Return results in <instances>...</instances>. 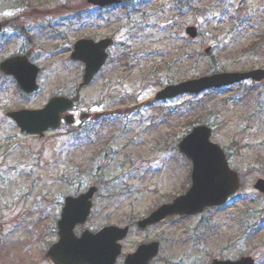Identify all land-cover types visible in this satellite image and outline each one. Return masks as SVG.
Masks as SVG:
<instances>
[{"label": "rangeland", "instance_id": "1", "mask_svg": "<svg viewBox=\"0 0 264 264\" xmlns=\"http://www.w3.org/2000/svg\"><path fill=\"white\" fill-rule=\"evenodd\" d=\"M0 21V61L23 54L39 68L32 95L0 73V264H51L44 255L54 242L55 204L73 185L100 187L93 229L142 216L159 196L184 191L190 165L177 142L197 124L211 127L240 188L220 208L155 227L159 258L209 264L249 255L264 264V196L253 190L264 180V81L154 99L169 84L264 69V0H131L100 11L86 0H0ZM189 26L197 39L185 35ZM106 37L115 41L106 65L78 91L83 65L69 58L74 41ZM250 43L257 47L246 51ZM54 95L74 97L76 112L107 115L77 134L63 128L41 139L5 119ZM201 222L200 242L193 241L190 229Z\"/></svg>", "mask_w": 264, "mask_h": 264}, {"label": "water", "instance_id": "2", "mask_svg": "<svg viewBox=\"0 0 264 264\" xmlns=\"http://www.w3.org/2000/svg\"><path fill=\"white\" fill-rule=\"evenodd\" d=\"M122 1L87 0V3L103 8L120 4ZM185 33L192 39L197 37V31L194 27L186 28ZM112 44L113 41L110 39H103L99 42L78 40L74 44L70 58L84 64V74L82 82L79 83V89L88 85L104 65L107 59L106 49ZM209 51L210 48L205 49V53ZM0 71L5 75L13 76L18 87L24 93L31 94L38 90L36 83L38 68L29 63L25 56H15L2 61ZM248 79L255 82L264 80V70L216 73L183 81L166 86L164 90H160L156 94L155 99H170L181 94H198L206 89L228 87ZM72 106V101L65 97H53L41 110H21L7 113L6 116L14 120L21 131L42 137L48 129L58 128L61 117L67 124L73 123L72 116H61ZM86 117V114L81 115V119ZM210 130L205 125L195 126L178 142L179 152L184 154L192 164L190 187L184 195L175 198L171 204L163 205L154 211L149 219L139 224L141 227L156 223L159 219L169 215H179L180 217L182 215H195L202 213L205 208L223 205L238 190L239 176L229 168L223 150L210 141ZM194 135L196 138L195 148L188 143L189 138ZM254 189L264 195L263 179L255 181ZM88 190L87 193L77 198L67 197L65 199L61 219L57 222L59 241L53 244L45 255L53 264H113L118 254V247H115L114 241L122 238L125 230L117 231L115 228H109L98 231L96 234L84 232L79 238H76L72 233L74 226L82 224L89 214L90 199L95 189L90 188ZM141 252L140 250L138 253ZM155 253L156 250L153 249L152 254L150 253L148 256L151 258ZM126 264H138V261L135 258L128 259ZM211 264H254V260L246 257L234 262L214 261Z\"/></svg>", "mask_w": 264, "mask_h": 264}, {"label": "flooded vegetation", "instance_id": "3", "mask_svg": "<svg viewBox=\"0 0 264 264\" xmlns=\"http://www.w3.org/2000/svg\"><path fill=\"white\" fill-rule=\"evenodd\" d=\"M88 113H89L90 117L84 121V124H86V125L90 124L92 126L96 125L99 120L105 118L107 115V113L104 112V114H102L98 119H93L94 115L98 114V112H96V111L90 112L89 111ZM81 128H82V126L80 124L73 126V134L78 133L81 130ZM97 170L100 171L99 168ZM73 187H74V190L72 192L73 194L71 195L73 197H76V196L86 192V189L80 190L81 189L80 186L76 187L75 185H73ZM99 190H100V187H97V192L93 196L92 208H91V210H89L90 215L87 218V221H85V223L81 226L76 225L73 229L74 234L76 236H79L80 232L83 230H85V231L89 230L92 233H95L96 231H98L100 229H103V228L107 229L110 226H115L118 229L125 228L124 237L118 239V241H114L115 247H117V245H119L118 255L115 258V261L113 262L114 264H125L127 259L130 257H133V256L138 261V264H140V263L142 264V262H146V261H147V264H168V261L166 259L161 260L159 258L160 254L162 252L161 249L163 248V239L161 238V234L152 232V230L155 227H157L161 224H165V223L170 222V221L186 220V219H190L191 217L194 218L196 216L192 215V216H181L180 217L178 215H174V216H167V217L163 218L162 220L158 221L157 223L148 224V225L143 226V227H141L139 224H141V222L145 221L149 217V214L152 211H154L157 207H159L162 204L172 202L175 197L180 196L183 192H185V190L182 192H179L175 195H169V197H167V198L165 197V195L159 196L164 200L159 202L158 204L156 203L152 207L148 208V210L142 216L135 217V218H133L132 216L131 217L128 216L127 219L125 218L124 220H121L120 222H115V223H107L106 222L105 224L102 225V227L100 229H97V228L93 229L91 227H88V223H89L88 221H90V219L92 217L93 210H94V201H95V199H97L99 197ZM130 192H131L130 190H125V191L121 190V194H122L121 196H123V197L127 196ZM55 207H58V208L56 211V216L53 217V227L51 229L52 235L54 237V242H56L58 240L57 222L60 219V215H61L62 208H63V202H62V204L59 202L56 203ZM204 212L205 211H203V213ZM202 214L198 215V216H202ZM107 220H108V218L105 219V221H107ZM202 223L203 222H201L199 225H197V227L190 229V232H191V233H189L190 237H191L190 239H193V241H195V239H198L199 237H201L199 235V233H197V231L200 230V226ZM198 242H200V238L198 239ZM153 249L157 250V254H155L154 256H152L150 258L148 255L150 253L152 254ZM140 250L142 252L138 253ZM218 260H227V259L218 258Z\"/></svg>", "mask_w": 264, "mask_h": 264}, {"label": "snow or ice", "instance_id": "4", "mask_svg": "<svg viewBox=\"0 0 264 264\" xmlns=\"http://www.w3.org/2000/svg\"><path fill=\"white\" fill-rule=\"evenodd\" d=\"M188 143L190 144V146H192L193 148H195V146H196V138H195V135L189 138Z\"/></svg>", "mask_w": 264, "mask_h": 264}, {"label": "trees", "instance_id": "5", "mask_svg": "<svg viewBox=\"0 0 264 264\" xmlns=\"http://www.w3.org/2000/svg\"><path fill=\"white\" fill-rule=\"evenodd\" d=\"M256 47H257V45L255 43H251V45L248 48H245V49H246V51H253V50L256 49Z\"/></svg>", "mask_w": 264, "mask_h": 264}]
</instances>
